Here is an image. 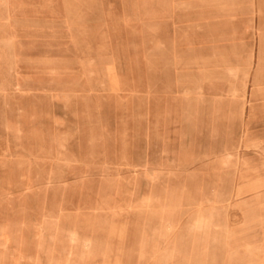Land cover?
Listing matches in <instances>:
<instances>
[{
  "label": "rangeland",
  "instance_id": "374dc122",
  "mask_svg": "<svg viewBox=\"0 0 264 264\" xmlns=\"http://www.w3.org/2000/svg\"><path fill=\"white\" fill-rule=\"evenodd\" d=\"M0 264H264V0H0Z\"/></svg>",
  "mask_w": 264,
  "mask_h": 264
}]
</instances>
